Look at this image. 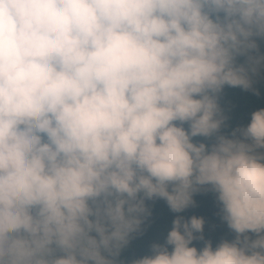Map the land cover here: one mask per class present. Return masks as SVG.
<instances>
[{
  "label": "clouds",
  "instance_id": "1",
  "mask_svg": "<svg viewBox=\"0 0 264 264\" xmlns=\"http://www.w3.org/2000/svg\"><path fill=\"white\" fill-rule=\"evenodd\" d=\"M262 42L264 0H0V264H264V107L219 103L259 95ZM209 191L215 245L180 215Z\"/></svg>",
  "mask_w": 264,
  "mask_h": 264
},
{
  "label": "trees",
  "instance_id": "2",
  "mask_svg": "<svg viewBox=\"0 0 264 264\" xmlns=\"http://www.w3.org/2000/svg\"><path fill=\"white\" fill-rule=\"evenodd\" d=\"M261 48L264 50V42L261 43ZM254 87L258 90L259 95L240 88L225 87L219 103L228 116V123L231 126L246 124L251 111L264 107V72L256 78ZM193 198L195 206L186 209L180 215L185 216V218L192 215L203 217V227L208 228V232H203V234H205V239L210 240L213 245L222 238L231 239L232 233L219 218V205L215 194L211 191L201 192L195 194ZM146 203L151 210V216L145 221L143 234L135 237L122 253L125 261L148 254L152 242L157 240L162 242L164 235L171 226L172 219L177 215L172 213L166 202L161 199ZM215 218H219V220L211 221Z\"/></svg>",
  "mask_w": 264,
  "mask_h": 264
}]
</instances>
